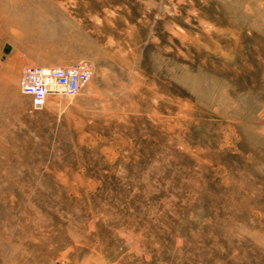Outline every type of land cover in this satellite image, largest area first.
I'll list each match as a JSON object with an SVG mask.
<instances>
[{
  "label": "rangeland",
  "instance_id": "obj_1",
  "mask_svg": "<svg viewBox=\"0 0 264 264\" xmlns=\"http://www.w3.org/2000/svg\"><path fill=\"white\" fill-rule=\"evenodd\" d=\"M0 264H264V0H0Z\"/></svg>",
  "mask_w": 264,
  "mask_h": 264
},
{
  "label": "built area",
  "instance_id": "obj_2",
  "mask_svg": "<svg viewBox=\"0 0 264 264\" xmlns=\"http://www.w3.org/2000/svg\"><path fill=\"white\" fill-rule=\"evenodd\" d=\"M93 73L94 67L87 61L68 67H35L29 89L30 111H41L50 97L76 96L81 83L90 79Z\"/></svg>",
  "mask_w": 264,
  "mask_h": 264
},
{
  "label": "bare ground",
  "instance_id": "obj_3",
  "mask_svg": "<svg viewBox=\"0 0 264 264\" xmlns=\"http://www.w3.org/2000/svg\"><path fill=\"white\" fill-rule=\"evenodd\" d=\"M17 22V21H16Z\"/></svg>",
  "mask_w": 264,
  "mask_h": 264
}]
</instances>
